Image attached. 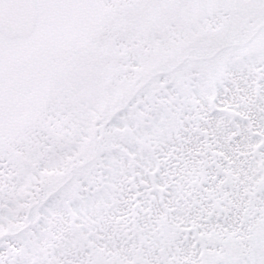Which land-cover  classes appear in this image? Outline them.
<instances>
[{"label":"snow or ice","instance_id":"1","mask_svg":"<svg viewBox=\"0 0 264 264\" xmlns=\"http://www.w3.org/2000/svg\"><path fill=\"white\" fill-rule=\"evenodd\" d=\"M0 264H264V0H0Z\"/></svg>","mask_w":264,"mask_h":264}]
</instances>
